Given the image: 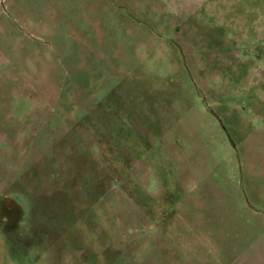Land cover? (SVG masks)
<instances>
[{
  "label": "rangeland",
  "instance_id": "obj_1",
  "mask_svg": "<svg viewBox=\"0 0 264 264\" xmlns=\"http://www.w3.org/2000/svg\"><path fill=\"white\" fill-rule=\"evenodd\" d=\"M0 264H264V0H0Z\"/></svg>",
  "mask_w": 264,
  "mask_h": 264
},
{
  "label": "water",
  "instance_id": "obj_2",
  "mask_svg": "<svg viewBox=\"0 0 264 264\" xmlns=\"http://www.w3.org/2000/svg\"><path fill=\"white\" fill-rule=\"evenodd\" d=\"M209 112L211 115H213L215 117V119L218 121L220 127L223 129V131L225 132V135L230 143V145L233 147V149H236L235 148V145L231 139V137L228 135V133L226 132V129H225V126H224V123L222 121V119L220 118V116L213 110V109H209Z\"/></svg>",
  "mask_w": 264,
  "mask_h": 264
}]
</instances>
